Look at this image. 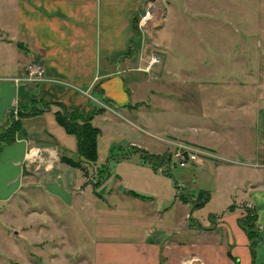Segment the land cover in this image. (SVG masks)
<instances>
[{
	"label": "crops",
	"instance_id": "crops-1",
	"mask_svg": "<svg viewBox=\"0 0 264 264\" xmlns=\"http://www.w3.org/2000/svg\"><path fill=\"white\" fill-rule=\"evenodd\" d=\"M143 1L15 0L13 22L4 28V33L0 32V77L15 73L27 61L35 60L42 64L43 79L14 84L0 78V126L6 124L9 111L13 114L12 110H16L13 117H17V110L21 111L14 139L0 146V250L4 249L10 256L19 254L22 233L15 240L7 234L6 228L17 226L13 222L25 218L24 214L13 216L10 212L22 209L21 203L11 201L19 193L41 194L68 209L87 207L94 215L109 206L98 201L102 195L97 194L89 183L106 180L111 174L107 169L104 171L103 154L107 151L102 155L96 152L87 175L80 166L64 161L61 157H77L76 136L57 121V113L77 111L85 114L102 107L100 103L104 102L107 107L95 112L91 123L99 132L105 131L104 126L108 125L117 129L120 121L116 114L132 110L142 116L149 110V106L142 107L143 99L149 95L160 98L158 89L179 88L178 83L168 87L171 81L179 82L175 70H171L167 61L166 68H162L167 45L162 36L164 31L159 28L165 21L163 14L161 20L155 21L156 28L150 30L149 40L139 39L136 34L133 19ZM16 41L22 43L24 49L17 46ZM148 43L156 44L161 55L160 64L149 73L138 68L142 57L150 50ZM175 61L174 69L182 64L178 58ZM29 107H32L30 112H22ZM251 115L254 144L250 147L240 140V145L235 148L241 147L246 155L251 153L255 168L243 176L239 186H235L238 193L235 192L234 199L251 206L254 211L258 240L252 249L249 237L237 223L243 210L227 209V204L222 212L208 219L207 225H187L185 233L189 236L186 239L169 238L162 232L156 238H94V264H264V108L255 107ZM164 136L174 137L169 133ZM111 142L112 139H108L107 143ZM194 142L207 146L203 140ZM212 143L207 147L224 153L235 149L222 141ZM129 144L135 146L138 159L143 161L144 154L164 155L163 149L154 150L150 143L131 139ZM137 162L139 166L141 161ZM212 164L219 168L222 163L213 161ZM97 170H101L100 174ZM119 173L120 169L114 170L111 179L114 187H110L105 195L120 193L127 202L137 196L131 197L127 192L130 187L119 186L122 183ZM177 201H180L179 197ZM240 204L235 207L239 208ZM168 211L164 208L155 214L163 217Z\"/></svg>",
	"mask_w": 264,
	"mask_h": 264
},
{
	"label": "rangeland",
	"instance_id": "rangeland-1",
	"mask_svg": "<svg viewBox=\"0 0 264 264\" xmlns=\"http://www.w3.org/2000/svg\"><path fill=\"white\" fill-rule=\"evenodd\" d=\"M155 3L165 17L159 27L167 43L162 68H166L167 61L179 79L166 85L170 89L178 83L179 88L158 89L160 98L149 95L143 99L142 107L149 106L147 113L138 116L132 110L120 111L115 116L120 121L117 129L108 125L104 126L105 131H98L95 151L101 155L107 151L103 154L107 166L104 171L107 169L111 174L106 180L89 183L102 195L98 201L108 203L107 210L94 215L87 207L68 209L41 194L19 193L11 201L21 203L22 209L10 212L13 216L24 214L25 218L13 222L17 226L6 228L15 240L22 233L19 254L10 256L1 247L0 264H94V238H156L162 232L169 238L186 239L187 225H207L208 219L222 212L227 204H240L234 199L235 192L238 193L235 186L255 168L251 160L255 158L235 147L240 140L252 147L255 129L251 111L257 106L264 108V0H155ZM14 6L15 0H0L2 33L13 22ZM134 29L139 39L149 40L148 32L138 29L135 21ZM155 45L148 43L147 47L154 49ZM175 58L182 62L176 69ZM166 133L174 137L164 136ZM165 137L193 143L203 140L207 146L222 141L235 149L224 153L213 148L223 159H206L201 165L173 163L162 171L157 166L165 164L164 155L161 158L155 155L154 161L150 158L143 161L138 159L135 146L129 144V140L135 139L150 143L154 150L163 149L164 153ZM108 139H112L110 144ZM137 161H141L139 166ZM213 161L222 164L215 168ZM118 169L122 178L119 186L130 187L141 196L130 194L132 198L125 202L120 193L105 195L114 187L111 179ZM177 197L186 204L178 202ZM235 205L234 211L243 210L238 217L245 215L246 205L240 204L239 208ZM164 208L169 211L163 217L155 214Z\"/></svg>",
	"mask_w": 264,
	"mask_h": 264
},
{
	"label": "built area",
	"instance_id": "built-area-1",
	"mask_svg": "<svg viewBox=\"0 0 264 264\" xmlns=\"http://www.w3.org/2000/svg\"><path fill=\"white\" fill-rule=\"evenodd\" d=\"M158 8V14L155 16V10ZM161 10L157 7L155 0H144L143 4L140 6L138 10V14L135 18V25L138 29L142 31H147L149 36L150 30L155 25V20H161ZM157 17V18H156ZM148 25V27H147ZM153 26V27H152ZM154 49L149 50L146 57H142L141 64L139 65V69L145 72H151L155 65H159L161 62L160 51L156 46H153ZM43 68L42 64L35 61L30 60L27 61L21 70L15 73L5 74L0 77L1 79L9 80L14 84H17L21 81L32 80L38 81L43 79ZM102 107H107L104 102L100 103ZM13 115L16 114V110L13 109ZM164 144L167 146V150L164 152V160L165 164L158 165L157 167L160 170L165 171L169 168L170 164L177 163L179 166H183L186 163H203L206 159L212 160H220L223 159L221 155H219L213 149L193 142H188L184 140H176L163 138Z\"/></svg>",
	"mask_w": 264,
	"mask_h": 264
},
{
	"label": "trees",
	"instance_id": "trees-1",
	"mask_svg": "<svg viewBox=\"0 0 264 264\" xmlns=\"http://www.w3.org/2000/svg\"><path fill=\"white\" fill-rule=\"evenodd\" d=\"M136 18V17H135ZM133 19V21L135 20ZM16 45L23 48L24 46L19 41H16ZM102 107H96L85 114H81L77 111H62L56 114L57 121L62 124L66 130L72 131L76 136V149L77 157L74 159L61 157L64 161L71 165L80 166L83 169L85 175L88 174L89 165L94 163L96 157L95 151V139L98 133V128L91 123V117L95 112L102 111ZM21 115V111L17 110V117H13L11 111L8 112L7 122L4 125L0 126V146L2 143L10 142L15 137V132L19 127L18 117ZM155 155H158L159 158L162 157L161 154H144L146 158H150L151 161H154ZM161 160V159H160ZM154 163V162H152ZM89 166V167H88ZM101 170H97V174H100ZM89 180V179H88ZM96 181H93L94 183ZM127 192L133 196H141L140 194L127 190ZM201 193V191H200ZM147 198V196H144ZM200 197L197 196V198ZM182 201H184L181 198ZM198 200V199H197ZM199 200L196 204H199ZM247 211L245 215L237 217V223L244 230L246 235L250 239V247L252 249L253 243L258 240V233L254 226L255 214L251 206L246 205ZM227 209L233 208V204H228Z\"/></svg>",
	"mask_w": 264,
	"mask_h": 264
},
{
	"label": "water",
	"instance_id": "water-1",
	"mask_svg": "<svg viewBox=\"0 0 264 264\" xmlns=\"http://www.w3.org/2000/svg\"><path fill=\"white\" fill-rule=\"evenodd\" d=\"M31 108H32V107H29L27 110H23L22 112H23V113H28V112L31 111Z\"/></svg>",
	"mask_w": 264,
	"mask_h": 264
}]
</instances>
